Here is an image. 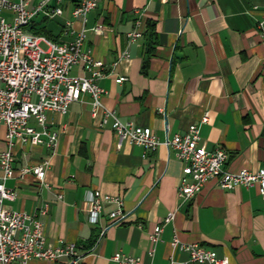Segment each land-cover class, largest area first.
I'll return each instance as SVG.
<instances>
[{
    "label": "crops",
    "instance_id": "1",
    "mask_svg": "<svg viewBox=\"0 0 264 264\" xmlns=\"http://www.w3.org/2000/svg\"><path fill=\"white\" fill-rule=\"evenodd\" d=\"M73 7L68 1L54 21L37 18L34 31L72 41L82 28ZM67 20L74 22V32H67ZM262 21L264 0H100L84 27L87 47L104 62V102L123 121L152 128L162 143L198 124L199 147L224 149L228 171L256 172L264 168ZM135 31L142 36L131 40ZM71 74L84 75L83 67ZM120 76L126 77L121 84ZM206 111L210 121L202 125ZM30 124L43 129L34 119ZM48 128L59 132L56 147L20 140L10 147L0 124V152L12 150L15 169L49 163L44 182L31 174L5 181L17 192L7 206L42 220L47 245L76 244L78 262L62 256L28 264H119L113 259L118 252L141 264H200L173 244L176 239L214 250L230 264H264V196L257 186L223 189L210 181L191 200L179 198L184 165L176 152L161 144L144 156L141 145L119 146L111 123L102 125L101 115L92 114L87 95L65 115L49 112ZM94 190L121 199V204L104 202L98 224L88 212ZM118 209L125 219L109 225ZM159 224L163 230L153 243L150 234Z\"/></svg>",
    "mask_w": 264,
    "mask_h": 264
},
{
    "label": "built area",
    "instance_id": "2",
    "mask_svg": "<svg viewBox=\"0 0 264 264\" xmlns=\"http://www.w3.org/2000/svg\"><path fill=\"white\" fill-rule=\"evenodd\" d=\"M70 0H0V124L7 128V140L12 147L17 140L33 145L56 147L59 132L48 128V113L65 115L72 103L87 95L91 98L92 114L101 115L102 125L111 123L112 129L123 142L144 147L145 155L156 151L161 144L176 152L183 163V172L178 186V196L191 200L200 193L207 183L215 181L223 189L257 186L264 196V168L253 172L248 169L231 172L226 169L227 152L218 148L206 150L199 147L201 126L192 124L188 131L176 134L161 142L150 127H140L131 121H123L114 110L104 102L106 90L100 85L105 76L104 62L95 59L92 49L87 47V33L84 25L88 15L100 0H73L72 16L82 22V28L76 32L72 41L60 42L34 31L36 19L44 17L57 20L63 16L66 3ZM67 32H74V22H65ZM263 30L264 21L259 23ZM103 26L95 28L102 32ZM142 36L141 31L129 34L131 40ZM128 56V52L122 57ZM76 66H82L84 75H72ZM126 77L120 76L116 82L121 84ZM34 119L42 130L30 124ZM210 121V112L206 111L201 124ZM12 150L0 152V166L3 171L0 179V264H28L32 259L58 260L69 256L77 263L76 244L61 242L58 246L47 245L45 226L35 215L13 210L7 202L17 199V192L7 188L5 181L12 178L23 179L26 175L45 181L49 163L34 166H22L15 169ZM63 198L62 195L59 196ZM117 202L120 198L103 195L99 190L89 193V220L98 224L104 202ZM48 208L41 210L45 216ZM125 212L118 209L110 214L109 225H116L125 219ZM170 214L166 218L169 222ZM163 225L159 224L150 234L153 243L159 240ZM106 228L99 233L98 243L105 237ZM176 247L189 252L191 261L200 264H230L228 257H219L211 249L200 244H181L177 239ZM119 264H141V260L122 252L114 255Z\"/></svg>",
    "mask_w": 264,
    "mask_h": 264
},
{
    "label": "trees",
    "instance_id": "3",
    "mask_svg": "<svg viewBox=\"0 0 264 264\" xmlns=\"http://www.w3.org/2000/svg\"><path fill=\"white\" fill-rule=\"evenodd\" d=\"M45 30V28L42 30V31H44ZM37 34H40V32L38 33V32H36ZM151 52H153V48H151Z\"/></svg>",
    "mask_w": 264,
    "mask_h": 264
}]
</instances>
